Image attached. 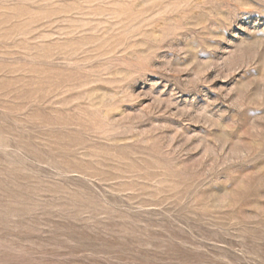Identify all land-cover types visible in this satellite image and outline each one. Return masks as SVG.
Segmentation results:
<instances>
[{"label":"rangeland","instance_id":"rangeland-1","mask_svg":"<svg viewBox=\"0 0 264 264\" xmlns=\"http://www.w3.org/2000/svg\"><path fill=\"white\" fill-rule=\"evenodd\" d=\"M0 264H264V0H0Z\"/></svg>","mask_w":264,"mask_h":264}]
</instances>
